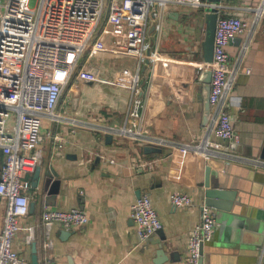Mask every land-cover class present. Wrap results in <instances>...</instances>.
Here are the masks:
<instances>
[{"label": "crops", "instance_id": "1", "mask_svg": "<svg viewBox=\"0 0 264 264\" xmlns=\"http://www.w3.org/2000/svg\"><path fill=\"white\" fill-rule=\"evenodd\" d=\"M222 2L234 15L250 20L252 13L247 8L257 6L260 0ZM206 14L203 9L169 4L158 10L149 24L148 42L173 58L170 68L181 85L180 98L176 97L171 82L164 78L161 64L153 70L149 64H140L137 57L113 49L114 36L110 35L106 37L107 51L96 57L86 52L81 58L59 111L97 126L127 123L134 130L183 143L201 136L204 126L199 78L203 59L200 50L197 57L185 58L188 50L184 46H189L187 43L194 37L198 45L202 44ZM240 40L237 37L228 46L231 57L235 56ZM245 67L250 74L242 73L234 89V96L241 102L231 108L240 142L229 146L242 156L261 158L264 17ZM137 75L139 92L134 95L131 87ZM134 112L138 116L132 115ZM73 128L66 123L44 121L41 131L46 138L40 175L36 180L35 172L26 177L27 192L35 207L23 226H35L39 264L49 259L59 264H155L162 244L169 258L160 264H185L191 231L200 220L199 205L204 199L199 183L205 179L207 167L211 170L210 186H215L220 178L224 186L236 190L237 197L231 211H215V236L204 246L201 264H259L261 253L264 264V170L218 158L202 163L198 156L188 152L162 148L161 152L147 154L144 147L130 139L92 128L75 131ZM56 136L62 141L55 140ZM140 160L156 163L149 170L137 169L135 164ZM3 162L0 150V172ZM50 169L61 180L60 192L55 196L42 186ZM176 191L190 194L195 205L174 207L170 195ZM138 194L150 196L163 222L162 233L146 240L138 237L131 216L132 205L140 198ZM46 207L59 210L79 207L87 213L89 223L68 231L69 234L56 226L51 234L53 247L45 252L41 215ZM5 213L6 200L0 197V230ZM26 235L25 230L19 232L14 248L22 264H32V244H26Z\"/></svg>", "mask_w": 264, "mask_h": 264}, {"label": "built area", "instance_id": "2", "mask_svg": "<svg viewBox=\"0 0 264 264\" xmlns=\"http://www.w3.org/2000/svg\"><path fill=\"white\" fill-rule=\"evenodd\" d=\"M169 4L191 6L218 15L210 83L211 116L201 136L183 143L134 130L127 123L103 127L63 115L59 105L81 58L86 52L96 57L107 51L106 37L110 35L114 36L113 49L137 57L140 64H149L153 70L161 64L164 78L171 82L176 97H181V85L170 68L173 58L147 40L153 15L157 17L158 10L167 8ZM0 7V150L4 155L0 197L6 200V213L0 230V264H22L14 248L19 232H27V245L36 240L35 226H23L32 203L26 177L43 162L42 145L46 134L41 129L45 120L70 124L73 131L75 128H92L115 134L138 142L142 147L188 152L204 161L218 158L264 170V159L242 156L230 150L229 146L240 142L231 114V108L241 102L234 96V89L242 73L250 74L245 62L264 17V0L247 8L252 13L250 20L234 15L222 0H0ZM237 37H241L239 47L231 57L228 46ZM202 69L203 63L200 72ZM138 81L137 75L131 87L134 95L139 92ZM132 115L138 116V113ZM54 139L62 141L57 136ZM155 163L156 160H140L135 168L149 170ZM170 200L176 208L195 205L193 197L181 191L172 193ZM199 207L200 220L191 231L185 264H201L203 248L214 239L216 232L214 209L205 202H201ZM131 216L141 240L163 228L148 194L135 201ZM88 223L87 213L79 207L69 210L46 207L41 215L44 251L53 247L51 234L56 226L70 231ZM43 264L59 263L49 259Z\"/></svg>", "mask_w": 264, "mask_h": 264}, {"label": "water", "instance_id": "3", "mask_svg": "<svg viewBox=\"0 0 264 264\" xmlns=\"http://www.w3.org/2000/svg\"><path fill=\"white\" fill-rule=\"evenodd\" d=\"M211 2H220L221 0H208ZM153 17H155L153 15ZM218 15L216 12H208L205 15L204 19V39L201 44V54H202V63L203 69L200 73V82H201V91H200V99L203 105V115H202V124L205 127L211 116V104H210V93H211V80L213 73V57H214V41H215V33L217 27ZM112 136L109 135L108 139H111ZM144 152L149 153H158L161 152V149L155 147L145 146L143 148ZM261 158L264 159V146L261 152ZM200 162H204L202 157L197 158ZM211 170L207 167L205 170V179L199 183V186L202 188V198L204 202L209 207L213 208L214 211L220 210L229 212L232 209L233 202L236 200L237 192L236 190H232L223 185L222 179H217L215 186H210V176ZM40 175V168L38 167L35 171V180ZM55 177V178H54ZM42 186L45 190L49 191L50 194H58L61 188V180L58 177V174L50 169L48 174H45ZM140 197V194H138ZM35 207L34 202L31 203L30 211H33ZM157 234L162 233V229L156 232ZM65 234H69L66 231ZM166 239V237L164 236ZM164 244L160 246V249L157 251V259L155 260V264H160L167 260L169 256L166 254L164 249ZM32 264H39V259L37 256V245L35 242L32 243ZM262 254V255H261ZM259 264L262 263L263 253H261ZM177 256V255H176ZM202 261V259H201ZM202 263V262H201Z\"/></svg>", "mask_w": 264, "mask_h": 264}, {"label": "rangeland", "instance_id": "4", "mask_svg": "<svg viewBox=\"0 0 264 264\" xmlns=\"http://www.w3.org/2000/svg\"><path fill=\"white\" fill-rule=\"evenodd\" d=\"M0 9H1V7H0ZM195 24V23H194ZM197 33H198V28H197ZM199 34V33H198ZM197 34V35H198ZM195 35V34H194ZM203 35V34H202ZM190 42H188L187 43V45H189V46H184L185 48H186V50H188L187 52H186V54L184 55L185 56V58H188V59H191V58H195V57H197L198 56V54H199V50L201 51V45H198L199 43H198V41H197V37H194V38H192V39H190L189 40ZM193 45V46H192ZM194 52V53H193ZM63 115H65V116H67V117H69L67 114H64L63 112H61Z\"/></svg>", "mask_w": 264, "mask_h": 264}, {"label": "bare ground", "instance_id": "5", "mask_svg": "<svg viewBox=\"0 0 264 264\" xmlns=\"http://www.w3.org/2000/svg\"><path fill=\"white\" fill-rule=\"evenodd\" d=\"M200 157V156H199Z\"/></svg>", "mask_w": 264, "mask_h": 264}]
</instances>
